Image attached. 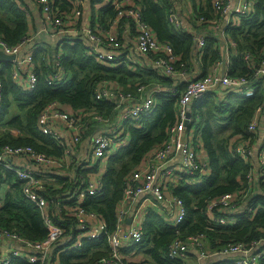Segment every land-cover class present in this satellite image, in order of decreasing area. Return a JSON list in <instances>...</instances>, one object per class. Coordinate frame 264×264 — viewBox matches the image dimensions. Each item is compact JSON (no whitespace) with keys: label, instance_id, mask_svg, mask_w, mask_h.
<instances>
[{"label":"built area","instance_id":"2783aa9c","mask_svg":"<svg viewBox=\"0 0 264 264\" xmlns=\"http://www.w3.org/2000/svg\"><path fill=\"white\" fill-rule=\"evenodd\" d=\"M30 1L40 11L43 25L34 32L26 31L13 44L0 36V53L12 57L0 59V73L9 71L11 81L22 91L37 85L34 57L40 45L35 40L40 36L54 43V49L43 47L40 54L47 69L45 82L52 87L65 85L70 79L61 61L62 46L74 38H81L86 55L103 66L131 68L136 57V68L150 69L161 79L124 88L114 80L101 79L95 84L92 106L85 109L49 101L38 115L37 128L51 137L60 149L57 154L41 153L28 144L0 146V171L12 172L21 181L22 196L33 203L45 229L43 238L32 240L0 227V264H61L62 253L81 249L103 237L105 253L88 264H153L145 252L150 246L145 235L149 213L157 214L174 229L176 235L169 241L165 255L177 264H260L264 258V225L255 228L259 232L256 238L231 239L211 246L206 233L179 234L187 208L183 199L173 193L176 186L198 184L211 173L196 107L207 97L220 105L230 95L247 97L264 88V45L241 51L245 72L235 74V42L227 35L229 28L240 26L254 14L257 0H212L208 16L197 13L198 4L191 10L192 24L181 10V0H165L171 29L192 38L190 59L196 63L193 72L185 66L190 59L179 62L181 56L172 46L158 39L143 19L137 0H102L115 12L106 26L100 19L81 23L83 0H65L64 9L58 0ZM24 12L27 16L28 12ZM209 39L218 56L203 67ZM161 96L173 99L175 121L168 128L167 138L149 148L137 167L126 175L114 227L108 231L103 216L98 210L88 209L86 203L101 195V173L109 159L130 144L125 128L140 127L142 118L156 109ZM99 103L112 105L113 112L101 113ZM3 106L0 77V112ZM247 129L252 136L235 134L230 145L232 155L248 165L245 181L239 182L243 185L240 189L206 201L207 223L213 226H232L239 214L254 216L264 207V203L252 206L253 202H245L258 190L264 193V101L256 106ZM0 130L14 137L21 134L17 128ZM7 187L3 180L0 189ZM103 246L99 249L104 250Z\"/></svg>","mask_w":264,"mask_h":264},{"label":"trees","instance_id":"16d2710c","mask_svg":"<svg viewBox=\"0 0 264 264\" xmlns=\"http://www.w3.org/2000/svg\"><path fill=\"white\" fill-rule=\"evenodd\" d=\"M60 1L62 6L63 0ZM142 6V17L148 22L159 40L168 42L174 52L180 55L179 62L184 63L190 59L192 38L187 33L174 32L167 19V4L165 0H137ZM199 14L208 16L212 0H198ZM100 22L106 26L115 14L111 5H104L100 10ZM27 31L26 14L14 0H0V36L8 43H16ZM227 35L235 42L233 49L232 73L245 72L240 52L244 49L257 50L264 45V0H257L255 12L242 21L238 27L229 28ZM63 48L61 61L70 74V79L65 85L52 87L45 82L44 74L47 69L40 54L43 46L36 48L34 60L36 62L37 85L33 90L22 91L10 79L9 71H2L0 77L4 87V106L0 112V124L8 128H17L20 135L11 136L0 130V146L3 144L31 145L41 153H59L60 149L54 144L51 137L42 134L37 128V118L41 110L49 101L57 100L69 104L75 109H85L92 106V95L95 84L101 79L114 80L120 85H132L141 81L160 80L153 71H131L127 66L115 68L103 66L86 55V48L81 38L66 41ZM50 50L52 48H49ZM213 40L206 43V52L203 57V67L218 56ZM5 62V61H4ZM3 62V63H4ZM4 64L3 67H6ZM264 88L254 91L251 96H233L225 105H215L213 99L207 97L196 107L201 116V140L206 151L207 162L211 173L198 184L178 185L173 193L180 196L187 208V217L178 227L180 235L203 232L206 233L210 245L221 244L229 240H246L256 238L259 232L256 227L264 225V207L256 215L243 213L237 216V221L232 226H222L207 223L205 214L206 201L224 193L240 189L245 181L248 165L236 155H232L230 145L233 138L219 139L216 136L213 121L217 120L216 113L226 114L230 135L240 134L244 137L252 136L247 126L257 105L264 101ZM232 97V95L230 96ZM229 97V98H230ZM235 100V101H234ZM17 104L19 113L4 121L8 114L10 104ZM98 109L103 114L113 112L112 105L99 103ZM96 105V106H97ZM175 121L173 99L159 97L156 109L142 118L141 126L128 125L125 130L129 132L130 144L120 149L112 156L102 174V193L87 201L88 209L98 210L106 223V230L111 231L115 222V209L121 200L126 175L142 161L145 152L154 145L162 143L168 136V128ZM4 128V127H3ZM2 128V129H3ZM1 129V128H0ZM220 130V131H219ZM6 181L8 187L0 195V227L15 230L25 237L38 240L44 237L45 229L42 219L32 202L22 196L21 181L12 172L0 171L1 182ZM245 185V184H244ZM253 192L256 187L252 188ZM247 198L252 206L264 203V193L259 190ZM145 235L152 245L145 251L153 264H177L167 258L166 248L169 241L176 235L174 229L164 223L155 213H149L145 224ZM151 237V238H150ZM219 240V243L215 241ZM103 246L104 250L99 248ZM106 239L86 243L83 248L66 251L60 255L61 264H88L95 258L105 253ZM17 264H29L21 262ZM223 264H233L224 261ZM260 264H264V258Z\"/></svg>","mask_w":264,"mask_h":264},{"label":"crops","instance_id":"0c3cea01","mask_svg":"<svg viewBox=\"0 0 264 264\" xmlns=\"http://www.w3.org/2000/svg\"><path fill=\"white\" fill-rule=\"evenodd\" d=\"M14 1L18 4V6L20 8H22L28 12V15L26 16L27 31L28 32H34V31L38 30L43 25V20H42L40 11L35 7V5L30 0H14ZM181 2H182L181 3V10L183 11L184 14H186L188 17H190V23L192 24L191 10H194L195 6H197L199 4V1L198 0H181ZM104 5H106L105 1H102V0H83V5H82L83 13L79 19L81 21V23L82 24H88L90 21H93L95 19H99V17H100L99 10ZM66 6H67L66 1L63 0L62 9L66 8ZM35 42L38 43L39 45H42L43 47H48V48L54 49V43L50 42V40L45 36H40L38 39L35 40ZM134 58L135 59L133 61V64L131 65V68H129V69L131 71L140 70V68H136V66H138L137 65L138 59L136 57H134ZM185 66H186L187 71L189 69V72H193L194 70H192V69H194L196 67V63L194 60L190 59V61L185 62ZM1 69H2V67L0 66V70ZM115 84L118 87H122V88H124L126 86V85H120L119 83H116V82H115ZM11 106L12 107L15 106L16 108L14 109V111L19 113V110H18V108L14 102H12L10 104L9 110H10ZM9 110H8V112H9ZM11 113L13 114V111H11ZM16 114H14V115H16ZM150 245H152L151 242H150Z\"/></svg>","mask_w":264,"mask_h":264},{"label":"rangeland","instance_id":"374dc122","mask_svg":"<svg viewBox=\"0 0 264 264\" xmlns=\"http://www.w3.org/2000/svg\"><path fill=\"white\" fill-rule=\"evenodd\" d=\"M231 96V95H230ZM229 96V97H230ZM234 95H232V97H228L227 100H224V101H221L219 104L220 106H223L225 105L231 98H233ZM235 101V100H234ZM17 106V104H16ZM16 107L15 106H11L8 114H6L5 116V120L8 119L9 117H11L12 115L16 114L17 112L14 111ZM11 111H13V114L11 113ZM217 115V120L216 121H213V125L216 123V126L214 125V131L216 133V136L219 137V139H227L228 137L231 139V138H234L235 135H230V130H229V127L228 128H225V129H221V132H218V129H220V127L223 125H227L226 124V120H225V116L226 114H220V113H216ZM4 120V121H5ZM5 127V125L2 126V124H0V128H3ZM220 131V130H219ZM2 134V132L0 131V135ZM105 171H102L101 175L104 173ZM5 188H1L0 189V195L3 194ZM0 204H1V200H0Z\"/></svg>","mask_w":264,"mask_h":264},{"label":"water","instance_id":"95a60500","mask_svg":"<svg viewBox=\"0 0 264 264\" xmlns=\"http://www.w3.org/2000/svg\"><path fill=\"white\" fill-rule=\"evenodd\" d=\"M12 57L10 56H7V55H4L3 53H0V59L1 60H8V59H11Z\"/></svg>","mask_w":264,"mask_h":264}]
</instances>
